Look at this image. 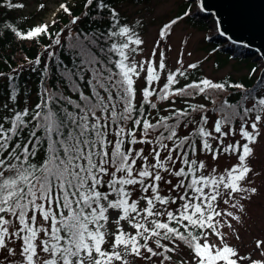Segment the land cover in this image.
Listing matches in <instances>:
<instances>
[{
    "label": "trees",
    "instance_id": "1",
    "mask_svg": "<svg viewBox=\"0 0 264 264\" xmlns=\"http://www.w3.org/2000/svg\"><path fill=\"white\" fill-rule=\"evenodd\" d=\"M124 1L146 0H73L40 27L20 11L24 0H0V237L8 214L19 224L26 251L19 264H35L37 249L42 264H71L82 252L102 249L107 238L99 224L109 207L131 215L138 209L136 194L150 192L163 205L154 209L148 203L144 221L132 234L117 233V244L134 253L143 247L158 251L154 264H168L178 243L193 260L177 264L238 263L230 246L207 250L202 236L211 209L189 198L207 180L198 172L196 153L217 150L206 126L210 115L219 114L230 129L249 114L258 117L264 105L262 60L241 55L239 44L232 52L219 48L223 41L209 29L210 48L246 59L245 75L212 80L194 62L190 69L171 70L159 85L160 73L150 68L139 95L131 61L139 29L120 11ZM186 3L161 33L182 15L207 27L198 3ZM165 101L173 103L162 106ZM188 124L193 127L180 134ZM136 130L157 143L174 140L183 188L178 196L159 191V171L130 169ZM247 149L243 143L240 154ZM170 200L173 206L167 207ZM40 217L49 228L35 248ZM107 256L109 264L122 258L119 247Z\"/></svg>",
    "mask_w": 264,
    "mask_h": 264
},
{
    "label": "rangeland",
    "instance_id": "2",
    "mask_svg": "<svg viewBox=\"0 0 264 264\" xmlns=\"http://www.w3.org/2000/svg\"><path fill=\"white\" fill-rule=\"evenodd\" d=\"M72 1L24 0L20 11L29 14L37 26L41 27L53 20L61 5ZM185 1L197 2L199 5L198 0H146L138 3L124 1L118 4L120 11L139 29V39L134 44L131 54L135 70L133 80L139 95L144 77L150 68L160 73L159 85L171 70L190 69L194 62L198 63L199 72L212 80L225 74L236 78L247 73L248 68L244 64L246 59L228 57L227 53L218 50L220 47L214 51L207 44L208 30L215 29V33L218 30L217 19L213 14L206 16L208 28L199 24L197 26L188 20L187 15H182L167 34L161 33V27L165 22L188 8ZM222 41L231 49L235 45L227 44L228 41L224 39ZM224 49L226 50V47ZM261 62L263 64V60ZM262 93L264 95V88ZM172 103L165 101L162 106ZM218 115L211 114L206 124L211 133L209 138L216 144L217 150L215 153L213 150L196 153L198 172L207 177V180L200 190L192 192L195 193L194 198L192 195L189 198L202 207L211 209L210 224L204 230L202 242L210 253L230 246L236 251L237 264H264V105L257 118L249 114L248 117L238 119L233 129L220 121ZM192 127L193 124H188L181 129L180 134L186 133ZM250 135L248 139L247 136ZM134 136L137 140L131 152L135 158L130 168L132 172L136 173L142 167L152 172L159 171L161 184L158 186L159 191L170 197L178 196L183 188L179 184L181 177L176 173L180 156L173 145L174 140L157 143L153 135H146L137 130L134 131ZM243 143H247L248 149L241 155ZM228 144L237 145V152L227 150ZM210 178L216 182L210 183ZM135 201L138 209L131 215L122 213L118 206L109 207L99 224V230H102L107 238L102 249L92 248L91 251L82 252L74 257L71 264H109L107 252L115 247H119L122 258L114 260L111 264L157 262L160 257L158 251L151 254L143 247L139 253H134L128 246L115 242L117 233L132 234L137 230L138 224L145 219L148 203H152L154 209L163 205L157 197H151L150 192L141 196L137 193ZM166 206H173V202L171 200L166 202ZM4 218L6 223L1 228L0 264H19L24 261L26 254L19 224L8 214ZM36 226L38 230L34 241L35 248L39 246L49 228L48 220L40 217L36 220ZM170 254L168 264H177L179 260L183 262L193 260V253L179 243L172 245ZM42 258V250L37 249L34 256L35 264H42Z\"/></svg>",
    "mask_w": 264,
    "mask_h": 264
},
{
    "label": "water",
    "instance_id": "3",
    "mask_svg": "<svg viewBox=\"0 0 264 264\" xmlns=\"http://www.w3.org/2000/svg\"><path fill=\"white\" fill-rule=\"evenodd\" d=\"M203 16L214 15L221 41L237 44L241 55L259 56L264 65V0H198Z\"/></svg>",
    "mask_w": 264,
    "mask_h": 264
}]
</instances>
